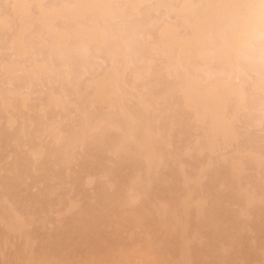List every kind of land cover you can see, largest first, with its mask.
I'll list each match as a JSON object with an SVG mask.
<instances>
[{
  "label": "bare ground",
  "instance_id": "bare-ground-1",
  "mask_svg": "<svg viewBox=\"0 0 264 264\" xmlns=\"http://www.w3.org/2000/svg\"><path fill=\"white\" fill-rule=\"evenodd\" d=\"M0 144V264H264V0H0Z\"/></svg>",
  "mask_w": 264,
  "mask_h": 264
},
{
  "label": "rangeland",
  "instance_id": "rangeland-1",
  "mask_svg": "<svg viewBox=\"0 0 264 264\" xmlns=\"http://www.w3.org/2000/svg\"><path fill=\"white\" fill-rule=\"evenodd\" d=\"M10 1H11V0H10ZM149 48H150V45L146 46V49H147V50H148ZM170 101H171V100H170ZM168 105L170 106V104H168ZM168 105H167V106H168ZM167 106H166V107H167ZM169 106H168V109H170ZM171 108H172V106H171ZM187 112L189 113L190 111H187ZM188 113H187V114H188ZM106 115H107L108 118H109V115H108L107 113H106ZM188 115H191V114L189 113ZM107 116H105V117L107 118ZM109 119H110V118H109ZM110 120H111V119H110ZM110 120H108V121H110ZM113 120H114V118H113ZM113 120H112V122H113ZM8 133H9L10 136H12V135L15 133V131H9ZM2 145H3V144H0V147H1ZM77 151H78V152H76V153H77V154H80V156H82L81 153L83 154V152H82V151H79V150H77ZM9 160H10V159H9ZM9 160H5V162H3V164L9 162ZM75 160H76V159H75ZM78 160H80V159H78ZM78 160H76L77 163H78ZM10 161H11V160H10ZM76 162H70L69 164H71L70 166H72L73 163H76ZM77 163L74 164V167H76ZM79 163H80V161H79ZM79 163H78V164H79ZM70 166H69V167H70ZM72 167H73V166H72ZM69 169H71V167H70ZM72 170H74V169H72ZM70 178H71V177H70ZM70 178L67 177L66 179H70ZM72 180H73V179H72ZM72 180H71V181H72ZM67 181L70 182V180H67ZM10 186H11V189H12L13 192H14V191H17V187H18V185H17L16 182H15V183H12ZM83 187H84V186H83ZM99 187H100V186H99ZM41 188H42V186H41V184H40V185H37V186H35V187L29 188V190H27V192H28V193H31V194H36V193H39L40 191H42ZM84 188H85V187H84ZM86 188H87V187H86ZM86 188L84 189L85 191H86ZM88 188H89V191H90V188H91V187H88ZM91 189H92V188H91ZM101 189H104V187L102 188V186H101ZM84 190H83V191H84ZM87 190H88V189H87ZM89 191H87L86 193H89ZM91 191H92V190H91ZM86 193H85V194H86ZM57 196H58V195H57ZM59 196H60V195H59ZM70 212H71V211H70ZM70 212H69V213H70ZM69 213L66 212V213H63V214H65V215L68 214V215H69ZM50 217H51V216H50ZM46 226H49V225H46ZM46 226L44 227V230H45V231H49V230L51 229L50 226H49V227H46ZM1 228H2V227L0 226V229H1ZM52 241H53V240H52Z\"/></svg>",
  "mask_w": 264,
  "mask_h": 264
}]
</instances>
